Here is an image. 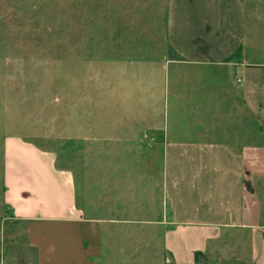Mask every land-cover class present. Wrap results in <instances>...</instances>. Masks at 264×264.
<instances>
[{"label":"rangeland","instance_id":"374dc122","mask_svg":"<svg viewBox=\"0 0 264 264\" xmlns=\"http://www.w3.org/2000/svg\"><path fill=\"white\" fill-rule=\"evenodd\" d=\"M169 1L0 0V264H60V226L14 221L5 205L9 136L74 173L78 204L102 224L90 260L172 264L160 223L176 178L162 144L191 121L166 62Z\"/></svg>","mask_w":264,"mask_h":264},{"label":"crops","instance_id":"0c3cea01","mask_svg":"<svg viewBox=\"0 0 264 264\" xmlns=\"http://www.w3.org/2000/svg\"><path fill=\"white\" fill-rule=\"evenodd\" d=\"M168 44L175 109L191 123L162 144L176 178L160 223L167 260L196 264L201 251L200 264H264V0H170ZM5 164L12 219L59 225L60 264H97L101 220L78 204L72 170L18 136L5 140Z\"/></svg>","mask_w":264,"mask_h":264},{"label":"trees","instance_id":"16d2710c","mask_svg":"<svg viewBox=\"0 0 264 264\" xmlns=\"http://www.w3.org/2000/svg\"><path fill=\"white\" fill-rule=\"evenodd\" d=\"M195 257H196V264H200L201 258L205 257V255L203 252L197 251L195 253Z\"/></svg>","mask_w":264,"mask_h":264},{"label":"built area","instance_id":"2783aa9c","mask_svg":"<svg viewBox=\"0 0 264 264\" xmlns=\"http://www.w3.org/2000/svg\"><path fill=\"white\" fill-rule=\"evenodd\" d=\"M241 81V79H239V82Z\"/></svg>","mask_w":264,"mask_h":264}]
</instances>
